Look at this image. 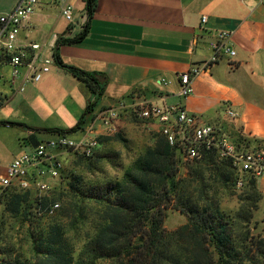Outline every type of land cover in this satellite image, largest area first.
Segmentation results:
<instances>
[{"label":"crops","instance_id":"0c3cea01","mask_svg":"<svg viewBox=\"0 0 264 264\" xmlns=\"http://www.w3.org/2000/svg\"><path fill=\"white\" fill-rule=\"evenodd\" d=\"M19 1L0 0V15L11 12ZM72 3L75 27L54 0H39L19 35L20 47L41 45L38 65L50 62V72L39 83L29 81L26 67L14 78L9 56L0 49V123L24 125L0 126V180L17 158L59 135L41 130L72 129L92 100L88 87L54 61L59 40L79 36L85 26V39L62 45L60 55L67 66L98 75L105 94L96 113L144 100L184 104L205 122L264 146V0H97L91 19L85 0ZM203 17L208 18L206 24ZM223 32L231 34L236 56L222 55L193 79L194 93L181 98L179 75L203 67ZM228 107L240 115L235 122L226 114ZM124 112L133 110L120 115ZM92 122L89 117L85 129L72 135L74 140L87 137L85 130ZM153 125L160 132V125ZM96 129V135H104L100 123ZM258 187L263 199L257 218H263L264 182L258 181ZM2 191L0 187V195Z\"/></svg>","mask_w":264,"mask_h":264},{"label":"trees","instance_id":"16d2710c","mask_svg":"<svg viewBox=\"0 0 264 264\" xmlns=\"http://www.w3.org/2000/svg\"><path fill=\"white\" fill-rule=\"evenodd\" d=\"M85 2L91 19L97 0ZM87 33L85 26L79 36L59 40L54 61L88 87L92 100L72 129L43 132L75 135L85 129L89 117L94 119L96 115L105 94L98 75L67 66L60 55L62 45L78 44ZM0 126L24 125L1 122ZM98 141L99 147L92 157L74 156L81 162L105 159L98 151L110 142V136L101 135ZM180 158L178 149L158 132L154 142L144 148L120 178L89 183L76 172L64 171L61 181L66 184L71 201L73 198L76 203H92L99 208L95 233L78 257L70 251L57 224L50 230L31 234L37 257L31 264H264V235L257 233L260 223L255 220L263 199L258 181L246 177L238 209L229 210L211 197L218 195L216 183L225 190L237 186L239 176L231 162L207 151L205 158L193 163L184 176ZM200 187L203 190L198 191ZM173 203L188 222L181 229L168 232L166 214ZM54 204L40 193L17 187L3 190L0 195L4 213L24 225L53 216L49 210ZM19 261L8 263L0 259V264H28Z\"/></svg>","mask_w":264,"mask_h":264},{"label":"built area","instance_id":"2783aa9c","mask_svg":"<svg viewBox=\"0 0 264 264\" xmlns=\"http://www.w3.org/2000/svg\"><path fill=\"white\" fill-rule=\"evenodd\" d=\"M61 9L65 20L72 26L75 22V6L72 0H54ZM245 2L247 0H240ZM39 6V0H20L17 6L6 14L0 15V49L9 56V64L14 78L18 77L24 67L29 70V81L39 83L50 72V62L38 65V51L41 45L33 44L20 47L18 38L23 27L30 21ZM207 17L202 23L206 24ZM231 34L223 32L219 42L213 45L214 55L203 67L193 68L179 75V96L187 99L193 93V79L207 71L221 60L222 55L235 57L236 51L230 44ZM1 81V79H0ZM164 85L170 81L162 80ZM24 91V88H21ZM131 108L139 119L160 125V133L181 153L187 163H198L205 158L207 151H214L220 160H229L238 174L237 187L242 189L245 178L264 182V146L254 144L242 133H230L224 126L205 122L202 117L187 111L184 104L158 105L149 101L135 102L131 106L121 104L117 109H101L96 113L92 124L86 128L87 137L74 140L68 135H57L53 139L42 141L30 153L17 158L9 167L8 175L0 180V187L6 190L17 187L44 193L50 190L49 179H61L65 171V155L92 157L99 147L96 135V123L105 131L113 132L120 119V111ZM226 114L232 121L239 118V113L228 107ZM88 135H91L88 137ZM60 204H54L49 214L54 215Z\"/></svg>","mask_w":264,"mask_h":264},{"label":"rangeland","instance_id":"374dc122","mask_svg":"<svg viewBox=\"0 0 264 264\" xmlns=\"http://www.w3.org/2000/svg\"><path fill=\"white\" fill-rule=\"evenodd\" d=\"M157 132L158 128L152 122L139 119L135 112H124L116 123L113 132L104 131V135L110 136V142H106L98 154L105 155V159L81 162L73 154L65 155L63 159L65 173L76 172L89 183L120 178L125 169L133 164L144 148L154 142ZM69 137L74 139L72 135ZM193 165V163L184 162L180 158L182 175L186 176L189 168ZM48 182L50 190L42 193V195L49 198L53 203L60 204V208L51 217H45L43 220L36 219L34 220L35 223L27 222L24 225L18 219L11 218L4 213V208L0 205V259H4L8 263H15L17 260L28 262V264L34 263L37 257L35 256L31 234L37 235L42 230H50L53 224L62 228L70 251H73L76 257L82 253L87 240L93 237L99 208L92 203H76L73 198L71 201L68 197L67 186L62 183L61 179H49ZM214 189L218 192L216 197L213 195L211 197L214 202L220 201L222 206L229 210L238 209V197L241 190L237 186L231 190H225L222 185L216 183ZM201 190L203 188L200 187L198 191ZM36 196L33 194V198ZM175 207L174 203L171 204L166 214L165 229L168 232L181 229L188 222L187 216ZM263 218H257L256 214L255 220L260 223L257 233L262 235H264Z\"/></svg>","mask_w":264,"mask_h":264}]
</instances>
